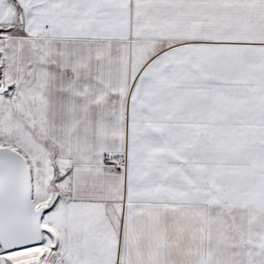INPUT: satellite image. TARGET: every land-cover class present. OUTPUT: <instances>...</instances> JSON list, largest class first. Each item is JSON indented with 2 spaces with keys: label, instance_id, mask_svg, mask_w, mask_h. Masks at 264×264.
Masks as SVG:
<instances>
[{
  "label": "snow or ice",
  "instance_id": "6c2138e0",
  "mask_svg": "<svg viewBox=\"0 0 264 264\" xmlns=\"http://www.w3.org/2000/svg\"><path fill=\"white\" fill-rule=\"evenodd\" d=\"M0 264H264V0H0Z\"/></svg>",
  "mask_w": 264,
  "mask_h": 264
}]
</instances>
